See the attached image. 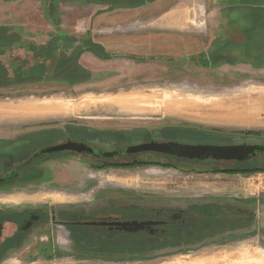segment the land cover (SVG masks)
<instances>
[{"label": "rangeland", "instance_id": "374dc122", "mask_svg": "<svg viewBox=\"0 0 264 264\" xmlns=\"http://www.w3.org/2000/svg\"><path fill=\"white\" fill-rule=\"evenodd\" d=\"M118 1L55 0V5L54 2L52 4L56 6V12L61 14L60 27L79 36L82 33L81 30L78 33H75L74 30L81 28V25L77 24L81 22V18L103 13H123L124 9L140 6L136 3L131 4L133 6H129L130 3L119 4ZM160 1L148 0L147 4L133 11L135 16L132 20L137 19L133 21L135 24L131 23L130 25H136L135 28H139L140 31L150 30L147 29L150 25L148 24V27L145 25L149 16L151 14L159 15L158 12L170 9L179 0H164L163 4H160ZM226 1L241 3L247 0ZM13 2L11 5L0 3V25L13 23L15 26L25 29L24 36L28 40L37 43L44 42L47 39V32L52 29L44 18L45 12L48 13V0H14ZM180 6L181 4H178L171 11L170 16L177 14L175 11L181 10ZM210 7L213 6H209V9ZM185 10L188 12V16L182 21L186 25L185 35L200 34L193 31L205 30L215 25L214 23L212 26L211 20H206L205 9L196 1L189 3ZM137 12L141 15H136ZM197 13H201L198 20ZM122 16L124 17V15ZM258 16L264 18V14L259 13ZM130 17H124V19ZM255 18L257 16H253V19ZM104 23L109 26L101 25L96 28L99 23L90 21L89 27L103 31H115L116 27H127L119 24L115 26L112 21ZM243 24H245V19H243ZM122 25H125V22ZM36 29H40L41 33H34L37 32ZM165 36L168 37V41L165 43L169 44L166 50L171 53L170 59H174L171 60L173 62L169 61L170 63H168L171 68L166 75L168 76L167 82L164 84L137 85L130 82L123 87H118L117 84L111 87L98 76H102L103 68L119 67L123 62L116 60L102 62L85 55L82 60L86 66L93 70L94 74L93 79L89 82L69 85L60 82L57 78H35L17 82L18 84L9 85L7 88H0V104L35 103L46 104L45 106L51 104L50 106L58 108L57 113L53 114H44L46 112L43 110L37 113L26 110L28 113L21 111L14 116L0 117V153L7 148L17 147L18 142L12 141L11 138L24 127L43 128L44 126H61L69 122L100 128L145 126L152 130L154 136H159L155 132L159 126H177L175 127L176 131L166 132L163 136L191 143L211 142L218 145L223 142L232 144L264 142V127L228 123L238 120L239 117H232L231 120L219 115L202 118L192 111L168 110L165 106L166 100L171 103L182 100L193 102L194 100V102H202V105L209 100L224 101L227 99H223V97L231 95L229 90L232 87H238L237 89L242 91L249 90L248 93L251 97L261 96L259 95L260 87L264 90V84L259 86L261 84L256 83L258 80H264V69L256 71L247 68L248 74L245 76L251 77L250 79L254 83L244 80L242 84H237L236 80L240 71L238 73L237 70L231 69L229 66L208 71L196 67V59L192 54L199 52L200 48L195 46L196 43L192 41V38L189 41H183L177 34ZM202 39L205 38L202 37ZM204 48L202 47L201 50ZM232 48L226 46L218 53L222 58H225L224 52ZM233 53L241 56L240 51H235V49H232L228 54ZM14 56L31 60V53L19 48L11 49L1 58L7 64ZM181 56H188V58L180 62ZM222 58H219L216 64L224 63L225 60ZM254 61L260 63L261 59L258 61L254 58ZM100 70L101 73L98 75ZM103 75L106 76V74ZM220 76L223 77L222 80H218ZM213 77H216V80L212 79ZM224 77L227 79L225 80ZM174 78L180 79L173 81ZM105 87L109 89L106 90ZM222 90L227 92H222ZM197 98H200L199 101ZM132 99L138 102L132 101ZM150 100H152V105ZM123 104L124 106H120ZM136 104L142 111L130 109V106L135 108ZM147 109L148 111H145ZM200 112L201 114L205 113V111ZM127 117H142L144 119L129 120ZM94 138H98V136L95 135ZM129 140H133V138L130 137ZM115 142L116 140H111L105 147L111 149V144ZM139 159L158 161L146 164L112 163L109 165L91 158L57 156L47 161L45 165L36 166L46 172L48 170L49 175L43 179L22 181L14 179L12 183H1L0 209L4 211L46 210L51 206L63 205L119 204L125 201L117 197L115 200H110L109 197L117 195L118 192H126L128 189L137 191L134 198L138 203L148 200V198H153L160 203L165 200L166 203L175 205H185L189 201L201 202L204 199H208L215 205L225 203L226 208H220V210L203 208L205 213L210 215V223L206 227L210 232L204 233V229L200 231L197 241L201 240V243L189 245L187 241H190L191 238L188 240L184 238L181 241H185L184 243L178 242L175 244L176 246L174 245L175 247L172 249L175 252L168 258H161L162 248H159L161 246H153V249L148 250L146 247L138 245L139 247L133 251L149 254L144 260H116L113 259L114 254H127L132 250L126 248L128 246L113 248L104 244L101 250H87L86 252L89 253L87 256L90 257L82 258V252H84L82 244H63L57 239H55L56 243L49 244L45 241L48 235L40 234L27 238L18 237L4 251L7 253L0 258V264H208V260L211 258L220 261L221 264H264V184L261 183L264 178L263 157L243 163L242 167L239 163L230 162L167 161L152 155H142ZM12 160V157L7 160L0 159V169L7 164L3 161L11 162ZM238 169H242V171ZM146 196L149 197L146 198ZM237 208L248 211L249 215L246 217L248 220L245 223L241 222L242 216ZM217 217L218 219L222 218L219 224H217ZM227 218L228 220H225ZM243 220H245L244 215ZM233 222L236 224L234 229L231 228ZM48 227L59 230V227L55 228L51 224ZM5 229L6 236L11 233L13 225L6 224ZM54 236L57 237V235ZM186 249L191 251H185ZM224 258L227 261L223 263Z\"/></svg>", "mask_w": 264, "mask_h": 264}, {"label": "flooded vegetation", "instance_id": "af4514ba", "mask_svg": "<svg viewBox=\"0 0 264 264\" xmlns=\"http://www.w3.org/2000/svg\"><path fill=\"white\" fill-rule=\"evenodd\" d=\"M53 2L55 5V0H48V8ZM117 3H130L129 6H133L131 4L136 3L140 6L134 8L138 9L144 4H147L148 0H119ZM136 4L134 5L137 6ZM54 8L55 11H57L56 6H54ZM60 15L61 14L56 12L58 23L55 24L47 13V22L51 25L52 29L47 32V39L44 42L37 43L19 34L21 43L7 47L0 53V63L5 69L7 78L16 81V83L23 82L25 80L18 76L23 75V71L28 73L29 70L37 64H43L47 69L44 75L41 76V79L51 78L52 64L55 69L60 53H64L66 57L69 58L67 72L69 74V79L73 82L70 83V85L83 84L93 79V70L86 66L82 60L85 55H89L90 58L102 62L113 60L123 62L119 67L103 68L102 76H98L104 79V82L110 84L111 87L115 84H117L116 86L118 87H123L130 82L136 83L137 85H155L167 82L166 79L168 76L166 75L171 68L168 66V63L173 62L171 60L174 58L170 59L169 55L171 53L166 50L169 44L168 42L165 43V41H168V37L165 35H170L172 33L165 30L140 31L136 29H127L106 31L110 34H99L98 32L104 33L105 31L90 29L89 27L81 31V35L78 36L60 27ZM137 15L140 14L138 13ZM74 32L78 33L77 30H74ZM176 34L183 41H189L191 39L190 36L180 33ZM26 42L27 44H25ZM50 42L56 43L57 47L51 59L40 58L34 50L30 49L31 46L35 47V50L40 47H45ZM13 48L27 50L31 53V60L14 56L7 64L4 63L1 57ZM192 55L196 59L195 65L197 68L201 66L207 71L214 68V58L216 57L214 53L209 52V54L205 53L202 55L200 52H197ZM187 58L188 56H181L179 60L182 62ZM100 73L101 70L98 75H100ZM103 74H106V76ZM179 79L180 78H174L172 80L179 81ZM7 87L8 86L2 88ZM105 89L108 90L109 88L105 87ZM140 89H142V87H140ZM127 118L129 120L144 119L142 117ZM175 127L177 126H159L155 129L156 135L159 136H154L152 130L145 126L100 128L69 122L61 126H44L43 128L24 127L16 136L11 138L12 141L16 140L18 142L17 147L7 148L0 153V159L7 160L9 157L13 158L11 162L3 161V163L7 162V164L0 169V177H7L10 172H12V175H15L16 172L17 176L13 178V180L43 179L49 175L48 170L46 172L44 169H39L36 166L45 165L47 161L57 156L91 158L100 163L109 165L112 163L123 165L146 164L158 161L139 159L142 155L157 156L167 161H213L230 162L234 164L249 162L257 157L264 158V155H258L243 162H225L214 161L212 159L195 160L173 158L167 154L151 151L132 154L120 152L112 157H104L101 154L109 151H122L128 146L149 141H174L184 144H213L211 142L191 143L180 141L177 138L163 136L166 132L176 131L177 128ZM95 135L98 136V138H94ZM130 137L133 138V140H129ZM111 140H116V142L111 144V149H107L105 146ZM67 141L84 143L93 148V153H79L73 150H61L51 153L41 152L48 147L64 144ZM220 144L229 145L232 143L223 142ZM9 183H12V181ZM136 193L137 191L134 189H128L126 192H118L117 195L111 196L109 199L115 200L117 197L125 202L112 205H63L51 206L46 210L17 209L4 211L0 209V225L2 226L0 233V258L7 253L4 251H6L8 246L18 237L27 238L29 236H39L40 234L48 235L45 241L49 244L56 243L55 239L63 244H82L84 246L82 258L90 257L87 256L89 254L86 252L87 250H101L104 244L113 248L128 246L126 248L132 250L128 251L127 254H114L113 259L116 260H144L149 254L135 253L136 251L133 250L139 247L138 245L146 247L148 250L153 249V246H161L159 247L162 248L161 258H168L174 254L175 251L173 247L176 246L175 244L181 242L184 238H186V240L191 238L190 241H187V244L194 245L201 243V240H197L199 239L198 236L202 229H204V233L210 232L206 229L207 224L210 223V215L209 213H205L203 208H211L215 206V204L209 202L208 199H204L201 202L189 201L188 204L185 205L169 204L166 203L165 200H162L165 203H160L156 202L157 200H153V198H148V200L138 203L134 198V194ZM147 197L149 196H146V198ZM217 205L221 208H226L225 203ZM237 211L242 216L241 222L245 223L248 220L246 218L247 215H249L248 211L243 208H237ZM243 215L245 220H243ZM228 218L225 220H228ZM216 219H218V217ZM134 223L141 224V227L136 229ZM6 224L13 225V229L10 234L5 236ZM50 224L55 228L59 227V230L49 229L48 226ZM210 229L212 230V228ZM54 235H57V237ZM185 251L191 250L186 249Z\"/></svg>", "mask_w": 264, "mask_h": 264}, {"label": "crops", "instance_id": "0c3cea01", "mask_svg": "<svg viewBox=\"0 0 264 264\" xmlns=\"http://www.w3.org/2000/svg\"><path fill=\"white\" fill-rule=\"evenodd\" d=\"M164 0H161L160 4H163ZM197 2V4L201 5L205 9V16L207 17L206 20H211L212 26L215 23V25L211 28H206L205 30H194L193 32L200 33V34H188L186 36H193L192 41L195 42V46H198L200 48L199 52L203 55L205 53L211 52L216 55L214 58V68H222L224 66H229L231 69L237 70L239 77H237V84H242L245 80V82H252L251 77L245 76V74H248L247 68H250L251 70H260L264 69V18H259V13L264 14V0H247L243 1L241 3L234 2V1H226V0H179L175 6L171 7L170 9L162 12H158L159 15H153L149 16L148 20L145 21V25L152 28H147L150 30H165L169 33L176 34L180 33L185 35L186 33V25L182 23L184 21L185 17L188 16V12L185 10L189 3ZM0 3L11 5L14 2L9 0H0ZM180 5V9L178 11L176 10L175 13L172 16H170L171 11L174 10V8L177 7V5ZM104 6V5H103ZM209 6H213L210 7ZM209 9V11H208ZM136 8L131 9H124V12L122 13H103V14H97L96 16L91 17H84L81 18V22L77 23L78 26L81 25V28H76L77 31H83V29L89 28V22L94 21L99 23V25L96 28H99L102 26H109V24H105L104 22L112 21L113 24L116 26L119 24L120 26H127L124 28L116 27L115 30H138L139 28H135L136 25H130L131 23H134L135 19L132 20L133 16H135ZM139 13V12H137ZM141 15V13H139ZM169 14V16H168ZM130 17L129 19H124V17ZM137 15V14H136ZM193 15V14H192ZM201 15V13H197V20L198 17ZM253 16H257V18L253 19ZM93 17V18H92ZM172 17V18H171ZM44 18L48 20L47 13L45 12ZM171 18V19H170ZM91 19V20H89ZM117 19V20H115ZM143 19V18H142ZM147 19V18H146ZM243 19H245V24H243ZM115 20V21H114ZM200 20V19H199ZM254 23H253V22ZM117 22V23H116ZM125 22V25H122V23ZM135 24V23H134ZM4 26L10 27L14 32H17L18 34H21L24 36L25 29H22L20 26H15L13 23H5ZM225 26V27H223ZM101 30V29H97ZM37 32L34 33H41L40 29H36ZM103 31V30H102ZM104 33L100 34H110L106 32L107 30H104ZM30 32V31H28ZM202 33V34H201ZM25 37V36H24ZM204 37L205 39H202ZM221 38V39H219ZM201 40H203L201 42ZM226 46L233 47L232 49H235V51H240L241 56H237L234 53L228 54L232 50H226L224 54H226L225 58H222V56L218 53V51L222 48H226ZM204 48V50H201V48ZM208 47V48H207ZM206 49V50H205ZM210 49V50H208ZM219 58H222L225 60V65H218L216 62ZM258 60L261 62L254 61ZM202 68L201 66H199ZM198 67V68H199ZM230 69V70H231ZM239 78V79H238ZM216 80V77L212 78ZM222 80L223 77L220 76L218 80ZM226 80L227 77H224ZM261 79V78H260ZM264 79V78H263ZM258 81H260L258 83ZM256 84H261L259 86H263L264 80H258ZM233 83V82H231ZM238 87H232L229 91H231V95L228 97H223V99H227L224 101L232 102L236 104V106H239L240 108V115H238L239 119L235 120L234 122H228V123H234L237 125H254L257 127H264V90L262 87H260L261 93L258 97H251L249 95V90H238ZM242 89V88H241ZM218 90V89H217ZM216 90V91H217ZM258 91V90H257ZM222 92H227L222 90ZM221 92V93H222ZM213 93H215V90H213ZM222 98V97H219ZM132 101L138 102L135 99H132ZM221 101V100H216ZM52 103V102H49ZM33 105V106H32ZM46 105V104H45ZM41 105V104H35V103H25V104H0V117L7 116H14L17 113H20L21 111H25L26 113L32 112L37 113L38 111H44L46 113L44 114H53L57 113L58 108L54 107L53 105L48 106ZM25 106V107H24ZM120 106H124L120 105ZM33 107V108H32ZM38 107V108H37ZM130 109L135 111H142L138 108V105L136 104L135 108L130 106ZM168 110H173L169 109ZM28 110V112L26 111ZM179 111H182L178 109ZM145 111H148L145 110ZM24 112V113H25ZM186 112V111H182ZM199 116V114H198ZM200 116L203 118H208L212 116H208L200 113ZM243 117V118H242ZM216 121L215 119H213ZM225 122V121H223Z\"/></svg>", "mask_w": 264, "mask_h": 264}, {"label": "water", "instance_id": "95a60500", "mask_svg": "<svg viewBox=\"0 0 264 264\" xmlns=\"http://www.w3.org/2000/svg\"><path fill=\"white\" fill-rule=\"evenodd\" d=\"M61 150H73L76 152L93 153V148L78 142L67 141L64 144L55 145L42 150V153H51ZM151 151L162 154H167L173 158H185L195 160L212 159L214 161H237L243 162L256 157L258 155H264V143H240L229 145H215V144H184L174 141L168 142H155L149 141L146 143L128 146L124 150L109 151L101 153L104 157H112L120 152L126 154ZM17 176L9 173L7 177H0V183H6L13 181V178ZM135 228L141 227V224L134 223ZM2 226L0 225V233Z\"/></svg>", "mask_w": 264, "mask_h": 264}, {"label": "trees", "instance_id": "16d2710c", "mask_svg": "<svg viewBox=\"0 0 264 264\" xmlns=\"http://www.w3.org/2000/svg\"><path fill=\"white\" fill-rule=\"evenodd\" d=\"M48 15H50V18L53 20V22L55 24L58 23V20L56 17V11H55L53 4H51L50 7L48 8ZM20 43H21L20 36L17 32H14L10 27L0 25V53L5 48L11 47L13 45L20 44ZM56 48H57L56 43H53V42H50L45 47L37 48L36 50H35V47H33V46L30 47L31 50H34L36 52V54H38L37 56H39L40 58L41 57L45 58V59H51L53 57V55L55 54L54 52H55ZM93 49H95V48H93ZM68 61H69V58L66 57V55L64 53H60L55 69L53 67V64L51 66V78H57L58 80L65 82L64 84L70 85V83H73V82H71V80L68 77V75H69L67 72ZM46 71H47V69L45 68V65L37 64L34 67H32L28 73L23 71V75H19L18 77L19 78L22 77V79H24L25 81L33 80L35 78H41V76H43ZM81 80H79V81H81ZM14 83H16V81L7 78L6 73H5V69L3 68V66L0 63V88L12 85ZM244 163H246V162H244ZM242 166H243V163L241 164V167ZM238 170L242 171V169H238ZM211 208H213L214 210L215 209L220 210L221 207L219 205H215ZM221 219H217V223H219L221 221ZM235 226H236V224L233 222V225L231 228L234 229Z\"/></svg>", "mask_w": 264, "mask_h": 264}, {"label": "bare ground", "instance_id": "6f19581e", "mask_svg": "<svg viewBox=\"0 0 264 264\" xmlns=\"http://www.w3.org/2000/svg\"><path fill=\"white\" fill-rule=\"evenodd\" d=\"M197 99L199 101L200 98H197ZM152 100H150V104H151ZM201 103L202 102H199V103L196 102V101L194 102V100H193V102L192 101H188V100H184V101L182 100V101H179V102H172L171 103L170 101L168 102L166 100L165 101V106H166V108H169V109L171 108L173 110L180 109V110H184V111H192V112H195V113H197L199 115L201 113L200 111H205V115H208V116L219 115V116H223V118L227 117V119H229V120H231L232 117H238V115H240V111H241L240 108H239L240 105L236 106L235 102L232 103V102H228V101L225 102V101L209 100L206 104L202 105ZM154 105H156V104H154ZM224 115H226V116H224ZM225 261H227V260L225 259L223 261V263ZM208 264H221V263H220V261H217V260L211 258V259L208 260Z\"/></svg>", "mask_w": 264, "mask_h": 264}, {"label": "built area", "instance_id": "2783aa9c", "mask_svg": "<svg viewBox=\"0 0 264 264\" xmlns=\"http://www.w3.org/2000/svg\"><path fill=\"white\" fill-rule=\"evenodd\" d=\"M261 183H263V184H264V178H262V180H261Z\"/></svg>", "mask_w": 264, "mask_h": 264}]
</instances>
